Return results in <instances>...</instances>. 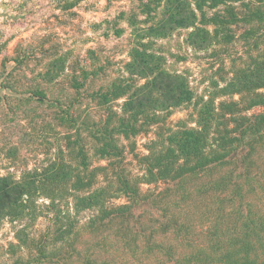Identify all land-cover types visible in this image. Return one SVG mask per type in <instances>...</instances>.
<instances>
[{"label":"trees","instance_id":"obj_1","mask_svg":"<svg viewBox=\"0 0 264 264\" xmlns=\"http://www.w3.org/2000/svg\"><path fill=\"white\" fill-rule=\"evenodd\" d=\"M52 1L69 12L81 0ZM164 2V16L147 30L137 26L143 20H136L133 13L126 15L134 31L126 74L105 90L88 94L105 106L104 117L94 125L85 119L79 124L106 164L92 166L80 145L74 167L63 160L52 163L40 176H0V221L15 222L35 213V196L41 194L49 199L47 207L52 212L61 205L69 210V202L61 200L71 196L75 213L92 211L80 226L85 230L81 240L92 233V264H264V179L253 178L249 163L243 164H256L255 143L263 137L264 67L239 77L235 74L218 88V94H239L238 99L208 94L193 101L186 79L167 72L155 53L143 49L148 42L141 41L144 34L163 37L165 29L191 27L188 43L203 49L211 37L222 41L230 37L228 24L238 22L240 14L233 3L240 2L248 21L260 13L264 17V9L254 6V0ZM258 3L264 6V0ZM219 5L224 7L207 16V9ZM124 14L122 10L118 18ZM206 24H212V30ZM251 33L252 27L246 28L242 38H251ZM84 86L85 82L74 81V88ZM166 88L175 94L163 103L159 98ZM155 91L158 97L150 95ZM34 93L43 100L44 94ZM243 94L251 95L244 100ZM119 97L124 100L116 112L110 102ZM66 100L62 104L67 115ZM185 104L193 107L189 122L194 125L179 120L173 127L168 120L170 109ZM255 105L258 111L246 114ZM153 124L157 125L155 137L140 154L133 138ZM129 159L142 165L141 174L128 170ZM66 223L46 237L63 239L70 230L71 223Z\"/></svg>","mask_w":264,"mask_h":264},{"label":"rangeland","instance_id":"obj_2","mask_svg":"<svg viewBox=\"0 0 264 264\" xmlns=\"http://www.w3.org/2000/svg\"><path fill=\"white\" fill-rule=\"evenodd\" d=\"M260 1L254 0V6L264 9ZM145 2L147 7H143ZM165 5L164 0H81L65 12L52 0H0V176H40L52 163L63 160L74 167L80 145L92 166L106 164L95 154L96 144L79 124L85 119L94 125L104 117L105 106L88 94L105 90L115 78L126 74L124 66L134 42L126 15L133 13L136 20H143L137 26L147 30L164 16ZM233 5L240 13L239 21L228 24L232 31L227 41L211 37L205 48H195L186 39L191 27L165 29L163 37L144 34L141 39L148 42L143 49L155 53L167 72L186 79L193 101L208 94L224 100L238 99L239 94H218V88L235 74L239 77L242 72L251 74L255 68L264 67V17L260 13L245 20L240 2ZM223 7L207 9V16ZM122 10L124 17L118 18ZM250 27L251 38L244 40L242 34ZM206 28L212 30L213 25L206 24ZM74 81L85 82L86 86L74 88ZM36 90L44 94L43 100L35 95ZM166 90L159 98L163 103L175 94ZM67 93L69 101L65 99ZM150 95L158 97V92ZM250 95L243 94V99L248 100ZM65 100L70 105L67 115L62 104ZM123 100H112V109L120 112ZM259 108L255 105L246 114ZM192 112L191 104L172 107L168 120L173 127L180 124L179 120L193 126L189 122ZM156 127L153 124L133 138L140 154L155 137ZM262 134L253 151L256 164L243 162L246 166L249 163V174L257 179H264V131ZM120 142L126 141L120 138ZM129 162L128 170L142 173L141 164ZM65 198L61 203L69 202V210L61 205L52 212L47 207L49 199L41 194L35 196V213L30 211L15 222L9 218L0 221V264H92V233L81 240L85 230L80 227L92 211L75 213L70 208L72 197ZM66 222L71 223L70 230L63 239L46 237L56 226L65 228Z\"/></svg>","mask_w":264,"mask_h":264}]
</instances>
